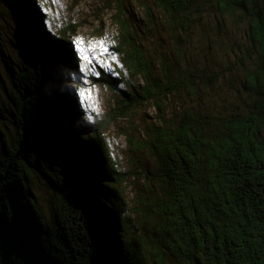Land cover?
<instances>
[{
    "label": "trees",
    "instance_id": "1",
    "mask_svg": "<svg viewBox=\"0 0 264 264\" xmlns=\"http://www.w3.org/2000/svg\"><path fill=\"white\" fill-rule=\"evenodd\" d=\"M115 1L118 50L160 113L145 142L131 140L155 159L158 190L149 186L130 209L126 177L103 134L110 122L78 118L68 84L82 60L68 31L52 33L45 1L0 0L25 25L28 44L11 85L10 145L0 101V264H264V0L215 1L223 17L249 22L259 49L240 60L254 105L230 117L203 112L189 67L194 31L205 25L201 0H153L182 62L173 69L164 57L160 70L125 20V0ZM143 7L157 25L153 8ZM99 82L118 88L105 69ZM182 92L192 101L169 116L165 101ZM138 104L128 94L117 116ZM36 173L52 187L50 219L33 193Z\"/></svg>",
    "mask_w": 264,
    "mask_h": 264
},
{
    "label": "rangeland",
    "instance_id": "2",
    "mask_svg": "<svg viewBox=\"0 0 264 264\" xmlns=\"http://www.w3.org/2000/svg\"><path fill=\"white\" fill-rule=\"evenodd\" d=\"M43 1L51 19L53 34L58 35L60 30H66L77 48L95 46L94 50L89 48L84 53L92 57L91 64L82 60L80 74L71 78L68 88L79 119H82L80 114L87 113L94 122H110L103 134L120 171L126 177L123 187L129 207L135 211L140 193L147 191L149 186L155 192L158 190L159 170L149 151L136 147L131 140L145 142L152 126L159 123L160 113L154 101L143 100L147 81L135 74L127 63V54L118 50L121 27L117 18V3L115 0ZM215 1H200L205 25L203 30L194 31V39L187 53L191 61L189 67L197 77L196 91L203 112L230 117L246 113L254 105L253 93L247 88L249 77L240 60L245 56L257 58L259 49L250 38L249 22L244 18L235 22L231 17H223ZM124 3L125 20L136 32L137 41L145 46L156 68L161 69L160 62L165 57L173 69H178L182 64L177 53L180 48L170 38L166 19L154 8L153 0H125ZM144 4L153 8L157 25L152 27L148 24ZM74 29H77L76 33L72 31ZM26 30L15 12L0 4V101L7 107L1 128L9 145L16 136L11 120L14 106L11 85L27 54ZM99 42L103 43V48ZM103 69L118 79V88L99 82ZM127 93L137 98L140 104L134 108L131 116L118 117L123 102L128 99ZM192 97L182 92L179 98H168L165 101L168 115H171L172 107L184 101L190 103ZM1 153L0 150V156ZM31 184L37 202L50 219L51 184L38 173Z\"/></svg>",
    "mask_w": 264,
    "mask_h": 264
},
{
    "label": "snow or ice",
    "instance_id": "3",
    "mask_svg": "<svg viewBox=\"0 0 264 264\" xmlns=\"http://www.w3.org/2000/svg\"><path fill=\"white\" fill-rule=\"evenodd\" d=\"M80 43L83 44V41H81ZM99 46L101 48H103V43L99 42ZM89 48L94 50L95 46H86L85 48L78 47L77 48V52L80 54V59L81 60L87 61L89 64H91L92 57L90 55H85L84 54L85 52L89 51Z\"/></svg>",
    "mask_w": 264,
    "mask_h": 264
}]
</instances>
